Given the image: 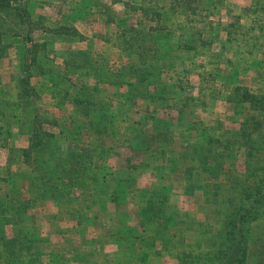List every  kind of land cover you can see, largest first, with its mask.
I'll return each instance as SVG.
<instances>
[{
  "label": "rangeland",
  "instance_id": "1",
  "mask_svg": "<svg viewBox=\"0 0 264 264\" xmlns=\"http://www.w3.org/2000/svg\"><path fill=\"white\" fill-rule=\"evenodd\" d=\"M136 1L139 3L140 0ZM256 1L257 5L254 6L251 0H216L219 5L217 9L200 10L198 16L194 17L196 21L192 24V32L220 30L226 27L223 20L227 24L232 23L229 26L232 35L228 48L221 56L224 62L241 67L243 87L264 99V0ZM222 12L229 16L222 17ZM183 27L189 29L187 25ZM95 30L105 34L110 29L96 25ZM191 46L206 56L208 62L204 57H199L196 63L205 65L200 68L190 63V57H184L189 53L183 55L185 65H180L182 73L176 76L185 87L172 89L169 86L162 91L164 99L174 97L179 105L159 107L157 104L161 101H151L148 108L134 107L133 112L128 106H115L111 115L100 118L98 129L92 128L83 109L79 110L72 104L65 105L66 98H82L80 88L86 80H81V75L70 76L64 70L56 72L52 63L45 59L42 62L49 73L44 75L40 69L34 70L36 74L32 85L40 95L39 110L44 119L51 123L46 125V130L55 135L53 141L57 156L62 158L59 142L65 138L68 152L73 146L77 151L93 152L96 158V167L89 170L87 179L80 182L83 189L59 199L63 210L59 218L65 220V249L71 251L72 247L77 248L80 237L83 239L87 231L88 241H96L98 234L95 233L102 228L110 241L120 242L128 248L138 243L149 251L140 253L132 248V253H129L135 259L134 264H147L148 260L150 264H218L217 254L226 246V220L239 207H249L264 195V115L248 104H224L231 92L225 85L232 86L233 82L231 75L220 74L217 77L221 66L225 68L226 65L219 64L218 58L212 57V54L218 53L219 44L205 46L197 42L191 43ZM25 51L24 42L11 49L10 64L15 60V53L23 64ZM185 69L193 72L191 76L201 74L190 79L183 74ZM42 76H47L48 87L40 80ZM17 77V70L10 68L8 71L7 67L5 73L0 74V84L5 82L9 85ZM202 81L205 87L200 89L202 91H196L191 83L195 85ZM7 88L6 93L2 89L0 91L3 97L6 94L7 101H11L9 97L13 95V90ZM114 93L106 89L95 95L101 102L100 98L114 97ZM145 93L141 88L134 91L137 96ZM194 97L202 104L191 102ZM85 107L88 108L87 105ZM89 108L93 112V107ZM1 109L5 121L10 122L7 126L9 131L20 137L28 129L32 130L30 118L27 113L20 112V108L1 106ZM13 119L16 123L11 122ZM155 125L158 132L167 135L153 138ZM104 127L107 130L103 131ZM206 129L207 140L204 139ZM205 140L206 144L196 145ZM0 143L15 147L13 138ZM161 150L165 153L161 154ZM6 154L1 152L0 159L5 158ZM12 157L16 161L23 159L19 152ZM229 164H236L237 168L227 171ZM34 168L35 165L28 167L27 179L39 176L33 172ZM197 168L210 171L204 196L205 201L216 208V217L211 221L205 213L197 211L198 203L182 202V198L177 196L182 194L188 197L195 193L193 177ZM36 186L38 191L44 189L39 184ZM120 201L122 204L117 207ZM185 203H188V212L182 215L181 208L184 209ZM38 209L37 214L41 215V209ZM255 213V219L246 225L250 253L247 264H258L264 260V200L259 202ZM75 226H80L81 234L77 235L73 230ZM7 229L9 233V227ZM29 230L32 232L33 229L28 226L24 228L25 233L29 234ZM34 230L31 236L37 240L41 237V229ZM42 232L48 237L53 236L52 231L47 233L42 229ZM74 251L72 256L78 258L81 252ZM88 256V264H107L111 261L102 251Z\"/></svg>",
  "mask_w": 264,
  "mask_h": 264
},
{
  "label": "crops",
  "instance_id": "2",
  "mask_svg": "<svg viewBox=\"0 0 264 264\" xmlns=\"http://www.w3.org/2000/svg\"><path fill=\"white\" fill-rule=\"evenodd\" d=\"M221 1L223 2V0H217V2ZM251 1L254 6L257 5L256 0ZM116 4L120 5L122 9L117 7ZM134 6L132 7L133 10L127 9L126 5L114 0H31L30 11L32 21L40 23L41 26L45 27V32L40 31L34 35V41L39 46V49L36 50L38 52V66L41 67L40 72L44 73V75L49 73L42 62V59H45L44 61L52 63L56 72L64 70L65 74L70 76L81 75L80 79L86 80L80 88L82 92L85 91V95H81L83 104L80 105L75 102L79 99L66 98L65 105H76L79 110L83 109L85 116H87L85 106L88 103L93 107V112H96L94 114L95 120H100L101 117L106 118V116L111 115L115 106H128L131 112L134 111V107L148 108L151 105V101L153 103L161 101L157 104L159 107L172 104L177 106L179 104L173 99L174 97H166L164 99L165 95L163 96L162 91L168 89L169 86L172 89L185 87L180 83L179 77L176 76L182 73L180 65H185L183 63V55L189 53L184 57H190V63L192 62V65L200 68H204L205 65H198L196 63L199 57H204L208 62L206 56H202L199 51L192 49L196 47H190L191 43L199 42L205 46L219 44L218 53L216 55L212 54V57H217L218 63L221 65L226 63L221 54L228 48L232 35L229 26L232 23L227 24L223 20L222 22L226 27L220 30L192 32L194 28L192 24L196 21L194 17L198 16L200 10L202 12L203 10L217 9L219 5L216 3V0H198L193 3H189L187 0H140L139 3L136 1ZM224 16H229V14L224 15V12H222V17ZM102 18H104V22ZM135 18H137L135 23H131ZM96 25H100V28H104V26L108 27L110 30L105 34L97 32L95 30ZM185 25L189 26V29L184 28L183 26ZM28 46L31 47V45ZM16 47L17 45L14 46V48ZM11 52L0 65V74L5 73L8 67V71L10 68L14 71L17 70L18 77L16 80L9 82V85L1 82L0 89L6 93L7 87L11 88L13 95L9 97L11 101H8L16 103L19 97V83L23 77L22 60H19L15 53V60L10 64L8 60ZM72 57L78 59L77 62H82L83 57H89L92 65L86 68H71L68 62ZM221 68L217 73V77L219 78L220 74L231 75L233 82L232 86L225 85L227 90L231 92L229 97L224 100V104L228 103L237 106V104L231 101V98L237 87L246 89L241 84L242 69L241 67L230 65V63H226L225 68L222 66ZM185 70L183 74L188 75L190 79L198 77L201 74L200 72L191 76L190 74L193 72ZM46 77L42 76L40 80L45 82L46 87H48L49 81ZM88 81L91 83L88 84ZM191 84L195 86L196 91H202L200 89L205 87L203 81L199 84L197 82L195 85ZM138 88L145 90L146 93L141 96L135 95L134 91ZM106 89L115 91L114 94L116 95L114 97H106L105 99L100 98L101 102H99V98L95 93L100 94L101 91H105ZM44 95H48V93ZM5 97L7 98L6 94ZM5 97H3V100H7ZM194 98V100L190 101L202 104L197 97ZM180 106L182 107V105ZM59 108L61 109L60 106ZM88 109L90 111V108ZM136 110L138 111V109ZM102 111H105L106 114ZM0 114H2L1 106ZM13 122L16 123V120L13 119ZM207 132L208 130L205 132L206 137H204L206 140ZM198 136L202 138L201 135ZM9 137L10 140L12 138L15 139V147L6 143H0V153H7L6 157L3 158L5 161L2 158L0 159V189L4 186L1 176L6 175L10 189L20 190L31 207L25 216L23 224L8 226L9 233L7 229L6 236L8 239L15 238L20 234V230L26 226L31 227L33 229L32 232L29 230V234L28 232L24 234H27L28 239L34 241L30 252L34 253L32 257L39 256L35 264H88V255L101 251L104 256H109L111 260L107 264H134L135 259L129 253V251L132 253V248L140 253L144 251L149 252L148 250H144V246L138 243L132 244V248H128L125 244L108 240L102 228H96L99 229L95 233L98 234L95 236L96 241H88L89 231H87L83 236L84 240L80 237V242L76 245L77 248L74 246L75 249L72 247L71 251L69 248L65 249V220L59 218V215L63 211L60 207V201L56 202L48 197L38 199L37 193L29 190L27 186L29 166L27 167L24 159L16 161V158L12 157L13 154L18 152L22 154V150L30 147L32 130L28 129L27 133L20 137L11 132ZM18 138H22L23 140L17 141ZM206 140L196 145L206 144ZM59 143V148H61L60 155L64 158L68 152L65 138ZM190 160L192 159L190 158ZM236 164L227 165V171L237 168ZM209 175L210 171L198 170L197 168L193 177L195 193L188 197H184L182 194H177V196L182 198V202L198 203L197 211L205 213L209 221H211L216 217V208L212 203H207L204 196ZM219 180L223 181L224 179ZM121 204V201L117 202V207L121 206ZM187 204L185 203L184 209L181 208L182 215L188 212ZM38 208L41 209V215L37 214ZM191 209L195 210V208ZM101 213H105V211H101ZM196 218H198L197 214ZM34 228L41 229V237L37 240H34L31 236L35 231ZM42 229L46 230L47 233L52 231L53 236L48 237V235H44ZM73 230H76L77 235L81 234L80 226H75ZM74 250L81 252L78 258L72 256V253H75ZM16 263H19V261ZM0 264H7L6 254L1 244ZM91 264H100V262ZM147 264H150L149 260Z\"/></svg>",
  "mask_w": 264,
  "mask_h": 264
},
{
  "label": "trees",
  "instance_id": "3",
  "mask_svg": "<svg viewBox=\"0 0 264 264\" xmlns=\"http://www.w3.org/2000/svg\"><path fill=\"white\" fill-rule=\"evenodd\" d=\"M123 3L127 9L135 7V0H114ZM189 3L198 0H187ZM134 3V4H133ZM31 0H0V65L7 58L10 50L18 43H26V51L22 64L23 77L19 83V97L16 103L3 100L0 91V106L18 107L20 112L27 113L32 126V138L30 147L22 150L24 162L29 165H35L33 172H37L39 176L35 179L28 178V189L37 193L38 199L51 198L59 202L66 194L74 191L82 190L81 180L87 179V172L94 169L95 154L89 151L75 150L72 146L70 151L64 158H59L55 150L54 133L46 130V125H51L46 121L39 110L40 95L37 88L32 85V79L35 77L34 70L41 69L38 66V44L34 41V35L40 31L45 32V27L40 23H35L31 18L30 11ZM133 10V9H132ZM141 10V9H138ZM28 45H31L28 46ZM45 46V45H44ZM90 58H84L83 61L77 62L78 59L72 57L68 62L71 68L91 67ZM231 98L232 102L237 105L248 104L253 109L264 115V99L258 95L252 94L247 89L237 87ZM85 95V91L82 93ZM82 105L83 100L75 101ZM89 107H92L91 105ZM184 107V106H182ZM87 108L86 115L93 129H98L99 120L93 119L96 113L90 112ZM106 114L105 111H102ZM4 112L0 114V141L6 142L10 140L11 131L7 129L10 122L5 121ZM13 122V121H11ZM107 130V128L104 130ZM155 134L153 138L165 136L167 133L157 131L155 125ZM4 133V136H3ZM72 149V150H71ZM161 154L165 151L161 150ZM167 153V151H166ZM92 154V156H91ZM55 174H59L55 176ZM4 186L0 189V244L3 246L7 264H35L37 257L31 253L33 240L28 239L24 234V228L20 230V234L12 239L6 236V230L11 225H21L29 210V202L25 200V196L20 190H11L7 176H1ZM36 184L44 187L38 191ZM264 200V195L258 200H254L249 207H239L231 214L225 222L226 246L221 248L217 254L218 264H247L250 258L249 248L247 245L246 225L256 215L257 205ZM264 264V260L258 262Z\"/></svg>",
  "mask_w": 264,
  "mask_h": 264
}]
</instances>
